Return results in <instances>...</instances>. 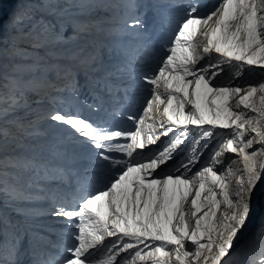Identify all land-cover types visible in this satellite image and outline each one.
Listing matches in <instances>:
<instances>
[{
    "label": "snow or ice",
    "instance_id": "snow-or-ice-1",
    "mask_svg": "<svg viewBox=\"0 0 264 264\" xmlns=\"http://www.w3.org/2000/svg\"><path fill=\"white\" fill-rule=\"evenodd\" d=\"M44 3L51 14L43 17L42 24L37 20L32 50L43 51L48 42L59 44L75 37L83 41L77 60L86 81L93 72L99 78L105 64L113 61L120 62L118 72L135 73L139 50L127 37L149 39L150 35L139 15L125 21L124 27L130 31H124L96 22L108 5L81 3V15H60L62 0H41L42 6ZM25 20L24 14L17 13L10 23L18 28ZM175 23L167 54L155 74L141 76L152 86L143 110L152 122L141 117L133 130L124 132L103 129L62 112L48 117L70 126L101 150L96 153L98 158L120 166L103 188L81 196L75 208H53L51 215L73 221L70 227L77 229L74 245L66 249L70 256L60 264H264V225L252 238L243 239L252 199L264 184V160L258 163L264 157V83L241 87L230 82L246 66L264 70V0H221L206 16L198 14L197 5H189L185 16ZM100 35L104 39H97ZM15 67L12 94L0 92V112L4 114L21 108L31 111L40 102L39 89L33 83L39 65L35 73L23 65ZM222 73L232 74L228 83L218 80ZM169 133L173 137L167 144L149 149L151 156L143 151ZM218 136L223 139L210 161L193 172L201 151ZM7 137V131L0 128V141ZM254 145L259 147L249 151ZM107 153L122 155L117 158ZM225 153L238 157L242 168L233 169L230 165L236 160H230L218 169L216 165H224L221 157ZM182 155L184 159L176 163ZM22 166L30 168L32 163ZM67 178L70 186H80L91 176L89 170H75ZM4 195L16 198L13 193L0 192ZM27 234L23 222L12 223L0 213V264H56L38 259L34 244L26 247Z\"/></svg>",
    "mask_w": 264,
    "mask_h": 264
},
{
    "label": "rangeland",
    "instance_id": "rangeland-1",
    "mask_svg": "<svg viewBox=\"0 0 264 264\" xmlns=\"http://www.w3.org/2000/svg\"><path fill=\"white\" fill-rule=\"evenodd\" d=\"M81 3L108 5L109 7L105 12H102L96 18V22L109 29L130 31L124 27L125 21H131L139 15V18L145 21L146 30L150 34L149 39L129 36L127 40L131 46L139 50L140 56H145L147 59L146 63L138 68H150L151 70L149 72L143 71L145 73L139 76L127 77L128 73L117 71L120 62L113 61L105 64L99 78H97V74L91 73L86 81L81 70L76 68L67 69V63H64L65 60H73L77 67L81 69V65L77 60L79 55L77 50L82 46V40L77 41L75 37H72L59 44L48 42L43 51L32 50L31 46L36 39V31L39 27L37 20L42 24L44 23L43 17L51 14L47 3L42 6L41 0H0V52H2L0 54V92L8 96L12 94L10 85L12 76L16 73V65L31 68L33 73L36 71L35 66L39 65V72L33 76V83L39 89L40 98L38 104L32 105L31 111L21 108L15 113L4 114L0 112V128L8 133L7 140L0 141V184L3 185V187H0V192L13 193L16 197L10 199L7 195L0 196V213L6 216L8 214L5 211L15 216H21L20 210L25 207L24 202H27L24 192L25 187H23L24 181L18 176V173L22 175L25 173L15 167H23L25 159L29 162L27 157L29 154L31 156L36 155L35 160L39 163L51 154L63 155L65 152L63 148L67 144L63 143L62 139L75 132L70 126L51 121L48 118L50 114L62 112L66 116H77L88 122L90 114L84 105L88 104L91 109L95 110L101 104L118 106L117 104L120 101L117 95L121 91L126 95V102L130 106L129 108H127L128 105L121 106L125 109L121 117L133 115L131 110H135L141 104L143 106L142 117H144L146 123L150 122L144 116L143 110L150 98L152 86L143 81L141 76L151 77L155 74L156 69L160 66V61L167 54L166 45L173 35V29L176 27L175 22L185 16L189 5H197L198 14L206 16L220 6L221 0H62L63 10L60 15L65 13L81 15ZM130 5H138V7ZM17 13L26 16L25 24L23 27L13 28L10 21ZM97 39H104V36L100 35ZM201 63H204V61ZM77 73L81 74L77 75ZM42 74H45L46 79H43ZM58 74L63 78L58 76L56 79L55 76ZM230 76H232L231 73L228 75L222 73L218 80L221 83H228ZM116 77L119 80L122 77L125 79L124 82L120 80V86H116L113 82L109 83L105 79L113 80ZM216 82L213 81V83ZM230 82L233 86L241 87L264 83V70L256 67L249 69L246 66L243 74L239 77L232 76ZM76 84L79 85L78 90H74ZM112 92L110 98L107 97L106 99L113 102L110 103L101 98V96ZM114 115L117 116V114ZM139 118L140 116L137 117V120ZM156 127L157 132L161 131L158 124ZM176 131L178 132L179 129ZM215 131L225 133L231 130L216 129ZM171 137H173V133H169L167 137L161 136L155 145H149L143 151L151 156L150 148L162 147L168 143ZM191 138L190 135L189 139ZM222 139V136L215 137L210 141L209 146L201 151L199 163L193 168V172L210 161L213 150ZM187 143L188 140L185 141V144ZM258 147L259 145H254L253 149H249V151ZM31 148L34 149L32 152ZM58 152L60 153L58 154ZM133 155L135 156V153ZM181 159H184L183 155L177 157L176 163ZM221 159L224 161V165H216L218 169L228 165L230 160H236V163L230 165L233 169L242 168L239 158L232 153H225ZM261 160H264V157L258 158V163ZM169 165L175 167L172 161H169ZM162 167L166 170L168 168L167 165ZM17 171L19 172L16 173ZM34 171L40 177V180L45 178L43 170L35 167ZM25 175L29 176L28 174ZM32 178L39 179L37 176H32ZM104 186L102 185L101 188ZM40 217L48 218L49 216L41 214ZM262 225H264V184L257 188L252 199V215L244 230L243 239L252 238ZM124 255L126 254H122V256Z\"/></svg>",
    "mask_w": 264,
    "mask_h": 264
},
{
    "label": "bare ground",
    "instance_id": "bare-ground-1",
    "mask_svg": "<svg viewBox=\"0 0 264 264\" xmlns=\"http://www.w3.org/2000/svg\"><path fill=\"white\" fill-rule=\"evenodd\" d=\"M150 122H151V121H150ZM150 122H148V123H150ZM125 127H126L125 125H122V126H121V129L124 130V132H127V130L125 129ZM118 129L120 130V127H118ZM113 175H114V174H111V176H113ZM106 243H107V241H106Z\"/></svg>",
    "mask_w": 264,
    "mask_h": 264
}]
</instances>
